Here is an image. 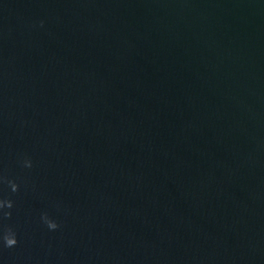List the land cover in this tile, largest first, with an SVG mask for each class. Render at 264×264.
Here are the masks:
<instances>
[{
  "label": "water",
  "instance_id": "1",
  "mask_svg": "<svg viewBox=\"0 0 264 264\" xmlns=\"http://www.w3.org/2000/svg\"><path fill=\"white\" fill-rule=\"evenodd\" d=\"M0 177V264H264V0H0Z\"/></svg>",
  "mask_w": 264,
  "mask_h": 264
},
{
  "label": "clouds",
  "instance_id": "2",
  "mask_svg": "<svg viewBox=\"0 0 264 264\" xmlns=\"http://www.w3.org/2000/svg\"><path fill=\"white\" fill-rule=\"evenodd\" d=\"M23 165L24 167H31V161L25 159ZM2 180L3 178L0 177V182H2ZM8 183L13 192L17 191V185L15 183H13L12 181H8ZM12 206L13 205L10 200L0 199V213H3L4 217L9 216L10 213L4 212L3 210L6 208L11 209ZM41 219L50 231H55L59 227V225L53 219H50L46 215H42ZM16 244V234L11 229H5L2 233H0V245H2L3 247L11 248L14 247Z\"/></svg>",
  "mask_w": 264,
  "mask_h": 264
}]
</instances>
